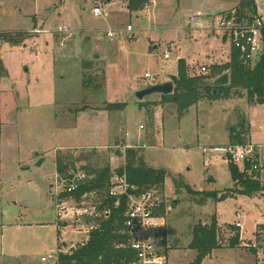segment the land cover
Wrapping results in <instances>:
<instances>
[{"label":"rangeland","instance_id":"1","mask_svg":"<svg viewBox=\"0 0 264 264\" xmlns=\"http://www.w3.org/2000/svg\"><path fill=\"white\" fill-rule=\"evenodd\" d=\"M98 1L104 0H0V33L13 37L17 32L37 26L51 30L55 26L80 25L97 39L96 47L82 44L77 52H68L70 62L67 66L56 60L53 79L41 89L44 103L25 107L26 103L15 94L14 86L34 76L33 71L27 73L25 70L31 68L28 56L35 53L38 40H49L56 45L63 35L27 31L28 36L19 44L0 37V150L3 145L8 154H15V162L6 174L10 183H3L0 192V223H10L13 219L43 222L47 217L55 218L50 191L54 193L55 188L56 146L69 144L57 154L79 159L74 161L76 167L86 163L96 166L109 163L113 173L124 164L125 149L138 144L145 162L166 172L164 185L158 192L166 208L169 262L197 264L193 262L195 251L187 246L191 230L196 224H209L213 217L220 229L221 247L214 249L200 264H254L255 256L259 261L260 253L251 244L255 241L256 224L264 223V191L251 196L227 194L233 187V180L226 148L233 141L230 128L243 118L246 120V140L256 146L251 159H257V179L264 182V103L249 102L245 94L214 101L204 99L178 116L173 102H161L155 94L144 96L141 101L135 96L136 90L148 84L143 78L146 69L161 81L165 75L174 72L179 58L186 59L189 70L194 73L199 72L201 65H209L210 71L211 64L226 60L231 42L228 38L223 40L222 34L214 30L220 18V13L216 12L234 6L236 2L158 0L153 6L156 15L152 21L147 15L150 10H144L148 3L141 10L130 13L123 3L106 4L109 16L103 19L90 12ZM255 2L264 22V0ZM211 4L215 5L214 10L208 9ZM127 24L131 25L132 31L119 33ZM108 29L115 31L111 39L106 36ZM69 32L65 35L68 36L66 41H72L73 33ZM149 39L154 40L150 47ZM28 46L33 52L27 49ZM166 52L169 58H164ZM105 67L109 68L112 90L122 93L117 98L132 103L125 111H113L107 121L109 125L99 127L100 119L89 115H93L91 112L95 108L102 107L105 78H102L101 70ZM89 71L101 84L97 91L82 85L84 73ZM12 73L19 76L11 77ZM47 89L55 93L54 105L45 103L49 99V96L45 97ZM19 104L27 109L16 112ZM2 123L5 125L1 128ZM105 138L107 143L98 145L105 142ZM8 141L10 146L6 144ZM26 153L28 158L23 160ZM5 162L1 161L2 164ZM236 165L243 170L242 164ZM187 187L195 193L190 194ZM203 191L216 194L205 196L203 200ZM99 200L96 195L91 199L85 197L84 202L91 205ZM236 211L242 214L241 231L228 228V224L235 222ZM36 226L6 228L5 247L13 242V250L28 252L33 255L31 258L40 261L43 239L35 237L43 236L40 232L43 228L38 226L37 230ZM236 232L239 243L229 247L228 239ZM0 264L18 262L2 257Z\"/></svg>","mask_w":264,"mask_h":264},{"label":"trees","instance_id":"2","mask_svg":"<svg viewBox=\"0 0 264 264\" xmlns=\"http://www.w3.org/2000/svg\"><path fill=\"white\" fill-rule=\"evenodd\" d=\"M130 11L137 12L141 10L149 0H125ZM229 14L240 21H251L257 14V5L254 0H239L238 3L229 11ZM28 36L27 31L15 33V36H8L7 33H0V37L13 44L21 43ZM224 39V37H223ZM1 67V61H0ZM97 70H95L96 72ZM225 71L228 72L229 81L225 85H213L212 81ZM92 72L84 73L82 81L83 87H91L97 91L101 84L97 82ZM102 78L104 71L101 70ZM245 94L249 102L264 103V46L257 59L252 63H243L238 58L235 48L231 47L229 60L220 65H212L207 73L190 75L184 59L177 60V82L173 91L167 95H161V102H173L178 116L196 104L201 99L209 101L219 98H229L232 95ZM125 106V103L113 102L104 103V109L114 110ZM236 125L230 128V137L233 141L229 144L245 145L246 140V120L239 118ZM124 164L117 168L121 174L126 172L127 180L130 184L138 187H155L161 189L164 185L166 172L163 168H157L148 165L144 158L142 147H127L124 151ZM86 160L87 158H82ZM75 160L71 155L56 154V172L61 178H69L73 175V170L84 171L89 178L84 180L78 188L71 193H62L63 196H71L77 202L85 197H100L98 209L104 207L110 208L109 215L103 220H97L98 227L90 231V236L85 245L78 247L67 254L59 255L60 264H119L122 259L131 260L133 253L127 248H119L117 243L124 240V236L118 233L122 228L123 211L125 209V197L121 198L120 203L114 206V198L107 195L108 184L112 175V169L109 163L101 165H81L76 167ZM257 159L245 161L244 169L251 168ZM228 169L233 180V187L227 190V194H245L248 196L261 194L264 191V182L257 179L258 170H251L248 174L244 170L240 171L237 165L230 159ZM190 194L195 193L187 187ZM203 200L205 196H214V191H203ZM164 208V203L161 209ZM228 228L234 230L231 224ZM220 229L216 219L213 217L209 224H196L191 230V238L188 248L195 251L194 263L200 264L203 258L209 256L214 249L220 248L221 243L218 239ZM238 233L229 237L227 245L235 247L239 243ZM264 264V263H263Z\"/></svg>","mask_w":264,"mask_h":264},{"label":"built area","instance_id":"3","mask_svg":"<svg viewBox=\"0 0 264 264\" xmlns=\"http://www.w3.org/2000/svg\"><path fill=\"white\" fill-rule=\"evenodd\" d=\"M125 1V0H120ZM256 1V0H254ZM105 4L98 3L92 7L91 12L94 16L107 19L109 14ZM146 7V6H145ZM214 30L220 32L222 37L228 38L231 47L235 48L238 58L243 63L254 62L261 53L264 46V22L262 16L258 13L251 21H240L229 13L220 14L219 21ZM54 32H67L65 26H55ZM131 32L132 27L127 24L125 29L119 31ZM30 32L48 33L47 29L34 28ZM51 32V31H50ZM106 36L112 38L115 31L108 29ZM29 48V47H28ZM164 58H169V54L164 53ZM202 73H207L205 66L200 67ZM143 78L148 83L157 82L155 74L145 70ZM140 128L143 125H139ZM131 147V145H129ZM255 151V146L247 142L245 145L229 144L226 148L229 159L235 164H244L245 161L251 160ZM258 164L253 163L251 168L243 170L250 174L251 170H258ZM89 176L84 171H76L69 178L56 179L54 190L55 212L58 222V234L60 237L76 236L74 239L61 240L58 245L51 249L45 255L40 257V261L45 264H60L59 255L67 254L85 245L90 236V231L98 227L97 220L105 219L110 208L104 207L98 209V204H87L84 202L85 196L80 202H77L71 196H63L62 193H71ZM107 195L114 198V206H117L122 197H125V209L123 211L122 228L118 233L125 238L116 244L119 248H127L132 251L131 260L122 259L119 264H170L166 253V208L161 209L163 200L160 197L158 189L155 187H138L130 184L127 180L126 172L119 174L113 171L109 184ZM90 199L94 197L90 193ZM242 214L235 212L234 227L241 231L242 224L240 219ZM71 222H68L70 221ZM57 224V223H56ZM81 235V238H77ZM255 241L251 244L260 253L259 264L264 263V223L256 224Z\"/></svg>","mask_w":264,"mask_h":264},{"label":"crops","instance_id":"4","mask_svg":"<svg viewBox=\"0 0 264 264\" xmlns=\"http://www.w3.org/2000/svg\"><path fill=\"white\" fill-rule=\"evenodd\" d=\"M157 1L158 0H149V2H148L149 6L146 7V9H144L145 11L150 10V12L147 15H149V17L152 19V21H154L155 15H156V13L153 10V6L155 5L154 3H157ZM237 1H239V0H233V2L234 3L236 2V4L238 3ZM116 2L123 3V5L125 6V9H127V11L129 13L132 12L128 9L125 1L121 2L119 0H104V1L96 2L95 5L98 3H102V4L104 3L106 5V4H113ZM162 4H165V3L162 2ZM199 5L203 7L204 3L199 2ZM234 6H230L229 8H226L224 10H218L216 13L219 12L220 14H222L223 12L229 11L230 9H232ZM214 8H215V5L211 4V6L208 9L214 10ZM91 9H92V7H91ZM91 9H90V12H91ZM91 14H92V12H91ZM142 22H144V23L146 22L145 18L142 19ZM63 26L67 27L68 31L67 32H61V35H63V37H62V40H60L58 42V44L53 45V44H51L52 42L49 40H45V41L38 40L37 45L34 47L35 53L33 55L30 54L28 56V59H29L28 63H30L31 68H29V69L26 68L25 70L27 73L29 71H31V72L33 71L34 76L33 77L31 76L29 79H27V81L22 82V83L14 86L15 94L17 95V97H20L21 101H24L26 103L25 107L26 106L29 107L33 103L34 104H39V103L43 104L44 103V101L42 99V98H44V94L41 93V89H42V87L46 86L45 85L46 82L53 79V70L56 69V65H55L56 60H58V62H60V64L65 67L70 62L69 56L67 55L68 52H70V53L71 52H77L78 49H80V46H82V44H84L85 46L88 45V47H90V48L96 47V45H97V39H95L94 35H90L91 34L90 31L86 30V28H83L80 25L79 26L78 25H76V26L63 25ZM38 27L39 26L34 27V28H38ZM40 29H42V28H40ZM43 29H45V28H43ZM52 30H53V28L51 30L48 29V31H49L48 33L54 32ZM23 31L30 32L31 29L30 30L25 29ZM69 31H71V34L73 33L72 41H66L67 40L66 38L68 36L65 37V35H67V33ZM44 34H47V33H44ZM69 34H70V32H69ZM84 36H87L88 38H84ZM83 38L87 39V40L84 41ZM223 40H225V39H223ZM153 42H154V40L149 39L148 47H150ZM28 47H27V49L31 50L30 52H33L32 48L30 46H28ZM154 48H157V46H154ZM54 49H56L57 51L54 52ZM10 50H11V52L13 51L12 49H10ZM54 54H55V56H53ZM229 57H230V52H229L226 60L216 61L215 63L217 65L223 64L229 60ZM179 59H181V58H179ZM182 59H184V58H182ZM72 60H74V59H72ZM184 61H185V64L187 66V69H188V72L190 75L199 74L201 66H205L206 69L208 70L209 65L208 66L207 65H201L199 67V72L194 73V72L189 70V67H188L189 62L186 59H184ZM215 63H213L211 65H215ZM108 69H109L108 67L104 68V72H105V77H104L105 79L104 80H105V82H104V88H103V93H102L104 96H103V99L101 100L103 103L102 107L95 108V111L92 110V112H91L93 115H91V114L89 115L90 117L95 116L94 118L100 119V121L103 120V124H101V125H100V121H98L97 124L99 125V127L100 126L106 127L105 125H107V126L109 125L107 123V121H108L109 117L112 116L111 113H113V111H125L127 109V107L132 103V102H130V100H123L122 98L121 99L117 98V95H120V94L122 95V93L117 92V91L115 92L114 90H112L111 85H110L109 75H108ZM14 72H17V71H14ZM15 74L17 76H19V74H17V73H12L11 77ZM36 74H38V76ZM172 74L177 76V63H176V68H175L174 72H172ZM169 75L170 74L165 75L166 77L164 79H162L161 81L157 80V82H163V81L168 80ZM61 78H63V76H61ZM38 79L40 81H38ZM148 84H150V83H148ZM53 95L55 96L54 91L52 89H47L45 97L47 98V96H49V99L47 98V100L45 101L46 104H50V105L53 104L54 105V102H56V99L52 100ZM155 95L158 96L157 97L158 99L161 98L160 94H155ZM50 96H52V97L50 98ZM142 99H138V100L141 101ZM201 100H204V99H201ZM205 100H207V99H205ZM212 101H214V100H212ZM113 102L125 103V106L122 108H119V109H114V110H109V111L103 108L104 103H113ZM152 102H154V101H152ZM25 107H20V104H19L16 106L15 111L18 113L24 112L27 109ZM148 108H151V105H149ZM97 124H96V126H97ZM4 125L5 124L1 125V128L4 127ZM140 125H142V124H140ZM105 137H106V135H105ZM130 142H132V141H130ZM105 143H107L106 138H105V142H103L102 144H98V145H103ZM6 144H9V146H10L11 142L8 141ZM90 144H94V143H90ZM68 145H69L68 143H66V144L62 143V145L56 146V148H55L56 152L55 153L57 154L58 150H61L62 148L67 147ZM135 146H138V144ZM2 148H3V150H0V192L2 190L3 183H10V177H7L6 174H9L8 170L11 169V166H13V164L15 162L14 161L15 154H8V152L5 150V147L3 145L1 147V149ZM10 148H14V147L11 146ZM4 153H7L8 155H5ZM22 158H23V160H26L28 158V154L27 153L24 154V156ZM2 160H5L6 162L2 164L1 163ZM23 169H26V168H23ZM55 172H56V163H55ZM11 173H13L14 174L13 177H15V172L12 171ZM59 177L60 176H58V174L56 172L55 177H54L55 178V180H54L55 184H56V179H59ZM29 183L32 184L31 182H28L27 184H29ZM51 185L52 184H50V186ZM54 190H55V188H54ZM50 194H51L50 195L51 203H52V207H53L52 211L54 213V207H55L54 206V204H55L54 193L50 191ZM4 197H6V195H4ZM12 202L15 204L16 200H12ZM0 204H1V201H0ZM0 216H1V212H0ZM35 225H37L36 226L37 230H38V226H39V229L43 228L40 230V232L43 236L35 237V239H43V248L40 252L41 253L40 257L42 255H45L44 254L45 252H47V251L49 252L51 249L55 248L61 240H63V239L69 240V239L76 238V236L60 237V234H58V222H57L56 212H55V218H54V216H53V218L47 217L43 222H41V221L40 222L22 221L21 219H20V221H18L17 219H13V221H11L10 223H0V237H1L0 258H2V257L12 258V259L16 260L18 262V264H43L41 261H36L34 258H31L33 255H30L28 252L13 250L14 249L13 242H11L10 244H7V247H5V244H4V238H5L4 237V230L6 228L14 226V228L20 229L22 226L32 227ZM231 225L234 227L233 224H231ZM77 238L78 239L81 238V235H78ZM167 248H168V246H167V241H166V249ZM258 262L259 261H257V258L255 256L254 264H258ZM170 264H172V263L170 262Z\"/></svg>","mask_w":264,"mask_h":264},{"label":"water","instance_id":"5","mask_svg":"<svg viewBox=\"0 0 264 264\" xmlns=\"http://www.w3.org/2000/svg\"><path fill=\"white\" fill-rule=\"evenodd\" d=\"M229 81L228 72H224L215 79H213V85H225ZM177 82V76L174 74H170L168 76V80L163 82H157L154 84H147L145 87L137 90L135 92V96L138 99H142L144 96L152 95V94H160V95H167L172 93L173 87ZM76 168H74L73 173H76Z\"/></svg>","mask_w":264,"mask_h":264}]
</instances>
